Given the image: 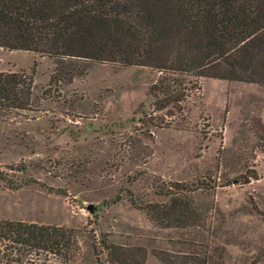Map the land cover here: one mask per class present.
<instances>
[{
	"label": "rangeland",
	"instance_id": "obj_1",
	"mask_svg": "<svg viewBox=\"0 0 264 264\" xmlns=\"http://www.w3.org/2000/svg\"><path fill=\"white\" fill-rule=\"evenodd\" d=\"M54 66L51 57L0 47V71L31 75L33 85L28 109L0 110V220L72 228L76 240L66 258L31 251L15 262L0 242V264H103L92 249L102 234L143 247L144 264H161L154 251L192 248L176 240L197 232L229 264L256 259L264 246V88L186 76L179 108L157 111L151 68L96 62L55 82ZM173 184L206 230L147 219L140 206L167 201ZM89 203L98 209L88 212Z\"/></svg>",
	"mask_w": 264,
	"mask_h": 264
},
{
	"label": "trees",
	"instance_id": "obj_2",
	"mask_svg": "<svg viewBox=\"0 0 264 264\" xmlns=\"http://www.w3.org/2000/svg\"><path fill=\"white\" fill-rule=\"evenodd\" d=\"M0 47L53 58L55 82H70L96 62L151 68L159 73L148 88L154 109H178L187 93L186 76L264 88V0H0ZM32 88L31 75L0 71V110L28 109ZM173 185L163 194L167 201L140 206L147 219L161 228L206 230L202 212ZM74 232L0 220L1 246L9 244L15 252L12 262L31 251L66 258ZM197 233L198 239L176 240L192 248L154 256L161 264H229L212 239ZM97 246L100 250L92 249L103 254V264L145 262L143 247L110 243L104 234ZM263 256L264 246L247 264H260Z\"/></svg>",
	"mask_w": 264,
	"mask_h": 264
},
{
	"label": "water",
	"instance_id": "obj_3",
	"mask_svg": "<svg viewBox=\"0 0 264 264\" xmlns=\"http://www.w3.org/2000/svg\"><path fill=\"white\" fill-rule=\"evenodd\" d=\"M86 210L88 211V212H90V213H93V212H95V210H97L98 208L96 207V206H93L92 204H87L86 205Z\"/></svg>",
	"mask_w": 264,
	"mask_h": 264
}]
</instances>
